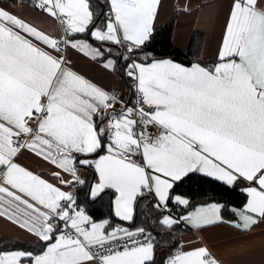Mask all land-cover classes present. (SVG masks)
<instances>
[{
    "label": "snow or ice",
    "instance_id": "6c2138e0",
    "mask_svg": "<svg viewBox=\"0 0 264 264\" xmlns=\"http://www.w3.org/2000/svg\"><path fill=\"white\" fill-rule=\"evenodd\" d=\"M33 7L59 32L0 5V216L33 238L0 250V264H221L199 237L158 259L152 232L94 219L78 189L90 201L111 197L123 221L152 198L167 229L183 221L197 232L215 223L249 232L264 223V0H230L215 60L190 65L147 50L162 0ZM89 35L99 47L79 38ZM71 50L112 71L123 59L133 106L74 71ZM25 152L54 166L51 180L19 162ZM194 173L241 189L234 219L219 202L173 217L170 202L190 207L174 193Z\"/></svg>",
    "mask_w": 264,
    "mask_h": 264
},
{
    "label": "crops",
    "instance_id": "0c3cea01",
    "mask_svg": "<svg viewBox=\"0 0 264 264\" xmlns=\"http://www.w3.org/2000/svg\"><path fill=\"white\" fill-rule=\"evenodd\" d=\"M229 3L230 0H162V7L155 21L153 37L158 29L165 26L175 17L172 36L173 44L185 52L189 48L192 36L195 33L202 34L204 43L201 59L203 63H211L216 58L217 49L222 40L224 21ZM183 4H188L192 11L185 12L178 7V5ZM0 5L8 6L10 10L45 31L55 30L59 32L58 24L48 17L47 14L33 7V3L19 2V4H13L10 1L0 0ZM79 38L87 39L96 47L100 46L90 35L80 36ZM68 55L72 60L71 67L74 71L107 91H119V96L129 106H132L134 89L131 87L130 78L120 68L123 59H118L117 70L112 71L103 66V61L92 60L91 57L77 50H71ZM113 58L116 59L117 57L114 55ZM19 162L44 178L51 180L49 169L54 166H51L42 158L30 152H25L20 157ZM115 218L118 220L117 225L126 228H129L127 223L132 222ZM178 224L184 228L180 233L179 240L181 238L187 240H195L197 237L201 238L216 259L221 261V264H264V223L254 226L253 230L249 232L240 231L228 223L206 225L198 232L191 229V226L186 225L183 221ZM113 226H116V224H113ZM0 237L9 241L33 243V238L30 234L3 216H0ZM167 253L166 249H161L157 252V258L162 259Z\"/></svg>",
    "mask_w": 264,
    "mask_h": 264
},
{
    "label": "trees",
    "instance_id": "16d2710c",
    "mask_svg": "<svg viewBox=\"0 0 264 264\" xmlns=\"http://www.w3.org/2000/svg\"><path fill=\"white\" fill-rule=\"evenodd\" d=\"M13 4L19 2H30L33 0H6ZM93 4H102L103 0H92ZM175 17L170 20L165 26L158 29L149 42L148 51L154 53L157 57L172 58L177 62L190 65L192 62H202L201 51L204 43V36L195 33L190 41L187 51L178 49L172 42L174 32ZM121 70L124 71V61H122ZM91 171V170H89ZM88 179L91 181L92 176ZM87 188L78 189L79 201L86 207L89 215L94 219L100 220L109 218L112 224L118 223L115 218L112 206L111 197H105L103 200L90 201L85 195ZM174 194L184 195L189 199L190 207L176 206L174 202H170V208L173 215L177 218L186 214L187 211H192L195 207L202 204L213 202L224 203L226 207L222 209V215L226 220L234 219V214L231 211L232 207L240 208L246 202V196L240 188H228L220 182L214 181L212 178L205 177L201 174H190L185 178L183 183H179ZM154 199L141 200L135 207V217L132 222L127 223L129 229L135 230L136 227H145L147 231L152 232L157 240V249H166L169 253L174 247L175 242L179 241V236L184 228L177 224L172 229H167L159 224L161 218L159 210L154 207ZM33 243L26 241H9L0 237V250H11L19 247H30ZM157 251V252H158Z\"/></svg>",
    "mask_w": 264,
    "mask_h": 264
},
{
    "label": "built area",
    "instance_id": "2783aa9c",
    "mask_svg": "<svg viewBox=\"0 0 264 264\" xmlns=\"http://www.w3.org/2000/svg\"><path fill=\"white\" fill-rule=\"evenodd\" d=\"M131 87H132V82H131ZM132 88L134 89V98H133V103H132V106H133L136 97H135V88L134 87H132ZM115 92L119 95V91L115 90ZM171 214H172V212H171ZM173 217H176V216L173 215Z\"/></svg>",
    "mask_w": 264,
    "mask_h": 264
},
{
    "label": "rangeland",
    "instance_id": "374dc122",
    "mask_svg": "<svg viewBox=\"0 0 264 264\" xmlns=\"http://www.w3.org/2000/svg\"><path fill=\"white\" fill-rule=\"evenodd\" d=\"M174 218L178 219L177 217H174Z\"/></svg>",
    "mask_w": 264,
    "mask_h": 264
}]
</instances>
